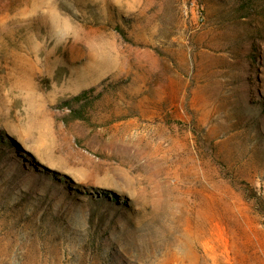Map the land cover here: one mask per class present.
<instances>
[{
	"label": "rangeland",
	"instance_id": "1",
	"mask_svg": "<svg viewBox=\"0 0 264 264\" xmlns=\"http://www.w3.org/2000/svg\"><path fill=\"white\" fill-rule=\"evenodd\" d=\"M0 264H264V0H0Z\"/></svg>",
	"mask_w": 264,
	"mask_h": 264
}]
</instances>
